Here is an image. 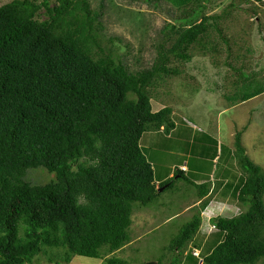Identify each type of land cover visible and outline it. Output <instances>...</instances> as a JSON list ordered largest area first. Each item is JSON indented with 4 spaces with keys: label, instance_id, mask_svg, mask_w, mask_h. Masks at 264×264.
I'll return each instance as SVG.
<instances>
[{
    "label": "trees",
    "instance_id": "obj_1",
    "mask_svg": "<svg viewBox=\"0 0 264 264\" xmlns=\"http://www.w3.org/2000/svg\"><path fill=\"white\" fill-rule=\"evenodd\" d=\"M165 1L181 10L177 26L169 25L175 38L170 48L159 46L150 68L134 73L99 46L100 12L91 11L87 0L0 6V264L31 263L51 247L67 249L65 262L72 255L111 254L130 241L136 207L155 201L176 180L204 198L206 184L190 180L182 166L158 192L140 139L174 129L170 106L152 110L150 89L176 73L167 68L171 56L187 61L193 46L209 54L218 52L219 41L227 45L220 28L227 13L205 15L208 0ZM42 10L44 19L38 17ZM212 32L219 41L209 40ZM234 70L241 82L233 94L243 91L239 102L264 92L256 73ZM233 144L241 176L231 195L243 210L211 218L215 231L203 248L206 241L193 242L208 202L203 199L166 246L164 264L177 263L186 249L193 257L196 246L199 264H253L264 256V172L245 154L240 134ZM36 168L54 178L27 182V170ZM164 255L137 264H162ZM106 264L124 263L109 257Z\"/></svg>",
    "mask_w": 264,
    "mask_h": 264
},
{
    "label": "rangeland",
    "instance_id": "obj_2",
    "mask_svg": "<svg viewBox=\"0 0 264 264\" xmlns=\"http://www.w3.org/2000/svg\"><path fill=\"white\" fill-rule=\"evenodd\" d=\"M10 1L0 0V6ZM42 1L36 0L37 3ZM47 2L49 6L57 3L56 0ZM87 2L91 11L100 12L96 20L102 28L97 32L99 46L111 49L130 72L150 68L158 56L159 46L162 45L166 50L175 38L169 25L177 26L175 20L181 15V10L165 0ZM205 6V15L227 13L224 20L220 21L227 45L220 43L217 35L212 32L209 40L219 41L218 52L207 54L200 47L193 46L187 51L191 56L187 61L170 57L167 68L175 70L176 73L155 80L156 84L151 87L150 96L152 110L171 107L175 127L168 134L161 131L144 133L140 139V147L150 158L159 160L161 170L168 161L182 163L183 153L191 155L194 158L191 161L200 163L205 171H209L213 165L216 178L220 183L228 184L225 190L227 194L222 200L235 204L233 212L236 214L243 208L231 195V191L240 183L241 176L237 164L238 155L234 154L235 135L240 134L245 154L264 172V92L244 102H239V98L235 99L241 96V88V92L235 96L233 94L236 92L234 83L240 86L241 82L234 68H241L248 76L256 73V78L264 82V0H208ZM38 17L44 19L45 12L42 10ZM207 46L211 47L208 44ZM215 154L217 158L213 164ZM154 171L156 176L161 175L157 165ZM53 178V174L43 168L28 169L25 176L27 182L35 185L48 183ZM220 183L214 188H218ZM192 196L198 198L193 186L180 179L176 180L173 188L168 189L160 199L148 204L150 212L156 216L159 230L153 228L146 232L139 208L136 207L129 228L133 243L123 254L112 257H120L124 264H137L158 260L165 254L161 258L164 264V258L167 256L166 246L190 219L192 213L186 211L167 224H164L163 220L171 213L174 216L182 214L183 202H190ZM155 202L165 205L152 208ZM202 214L201 217L207 221L206 215ZM207 232L206 229L200 230L198 236H206ZM198 236L194 237L193 242H198ZM209 240H212L211 236L206 238V243L201 246L205 248ZM66 251V248H45L44 254H38L31 263L26 264H98L100 260L72 255L71 262L68 263L62 258ZM194 257H191L190 249H186L178 258V262L174 263L199 264L200 252ZM253 264H264V256Z\"/></svg>",
    "mask_w": 264,
    "mask_h": 264
},
{
    "label": "crops",
    "instance_id": "obj_3",
    "mask_svg": "<svg viewBox=\"0 0 264 264\" xmlns=\"http://www.w3.org/2000/svg\"><path fill=\"white\" fill-rule=\"evenodd\" d=\"M167 136H169V135H167ZM181 157L183 158L182 163L178 164V161H170V162L168 161L167 162L168 164L166 166H164V168L162 167L163 169L161 170V168L159 167V165H160L159 160L156 161L153 158H150V156H148V160L150 161V163L153 167V170L156 169V165H157V167L159 168V170L161 172L160 176H156V172L154 171V185H155V187L157 189L160 188L159 184L161 182H164L165 180H167L170 176H172L174 168L180 169L181 166H184L186 170L183 173L185 175L189 176L190 180H192L196 184H200V183L206 184V194H205L204 198H202V199H198L195 196L194 197L192 196V199L190 202L184 201L183 205H182V214H180L179 216L178 215L174 216L171 213V215L164 218L163 223L167 224L169 222H172L174 219L182 216L184 212L186 213V211H188V209L194 207L195 205L197 206L200 203V201H202L203 199H205V200L207 199L208 200L207 205L204 208V211L201 212V215H203L202 213H204L206 215L207 221L203 217H201V224H200L198 232L200 230H203V229H206V231L208 230V232H207L206 236H201V235L198 236V232L196 233V235L199 237V241L202 240L204 242L206 238H208L209 236H211L212 233H214L213 230H215V229L212 230V225L210 223V219L215 217V216H221V215H223L225 217H231L234 213L233 208H234L235 204H229V203L222 200V199H225V194H227V193L225 192V190H223L224 188H222L224 183H220V180H218V178H216V176H215L216 174L213 172V167H212L213 165L211 166L209 171H205L203 169V167L200 166V163L196 164V163L191 161L194 159V158H192L191 155L183 153V154H181ZM216 158H217V156H215L212 159L213 164L215 163L214 161L216 160ZM198 159H200V158L198 157ZM217 183H220V184H218L219 187L214 188L217 185ZM194 191H195V189H194ZM165 193H166V191L160 193L159 197L155 201L160 199V197ZM161 204L165 205L162 202H155V205L153 207L152 206L151 207L152 208H158V207H160ZM138 208L140 211L139 215L141 216V219H143L142 221H143V225L145 226L146 232L149 231L150 229H153V228L155 230H159V228L157 227V226H159V224L156 220V216L154 213L150 212L149 205L139 206ZM234 215H235V213H234ZM211 231H213V232H211ZM132 243H133V239L130 236V241L127 244H125L123 247H121L119 250H117L111 254L101 256L98 264H106V259H108L109 257H112V256H114L116 254H120V253L123 254L124 250L127 247L131 246ZM192 248H193L192 251H197L198 253L200 252L199 248H197V247H195V248L192 247ZM119 258H117V259H119ZM193 258H195V257L193 256ZM70 262H71V258L68 261V263H70ZM72 262H74V261L72 260ZM76 264H79V263H76Z\"/></svg>",
    "mask_w": 264,
    "mask_h": 264
},
{
    "label": "built area",
    "instance_id": "obj_4",
    "mask_svg": "<svg viewBox=\"0 0 264 264\" xmlns=\"http://www.w3.org/2000/svg\"><path fill=\"white\" fill-rule=\"evenodd\" d=\"M181 170H185V167L182 166V167H181ZM212 227H213V226H212ZM192 255L197 256V255H198V252H197V251H193V252H192Z\"/></svg>",
    "mask_w": 264,
    "mask_h": 264
},
{
    "label": "water",
    "instance_id": "obj_5",
    "mask_svg": "<svg viewBox=\"0 0 264 264\" xmlns=\"http://www.w3.org/2000/svg\"><path fill=\"white\" fill-rule=\"evenodd\" d=\"M164 189V186L163 187H160L157 189L158 192L162 191Z\"/></svg>",
    "mask_w": 264,
    "mask_h": 264
},
{
    "label": "clouds",
    "instance_id": "obj_6",
    "mask_svg": "<svg viewBox=\"0 0 264 264\" xmlns=\"http://www.w3.org/2000/svg\"><path fill=\"white\" fill-rule=\"evenodd\" d=\"M198 255H199V253H198ZM194 256V255H193Z\"/></svg>",
    "mask_w": 264,
    "mask_h": 264
}]
</instances>
